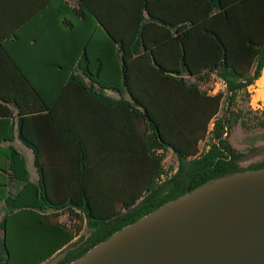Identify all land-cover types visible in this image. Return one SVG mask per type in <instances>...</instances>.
Returning <instances> with one entry per match:
<instances>
[{
	"label": "trees",
	"instance_id": "1",
	"mask_svg": "<svg viewBox=\"0 0 264 264\" xmlns=\"http://www.w3.org/2000/svg\"><path fill=\"white\" fill-rule=\"evenodd\" d=\"M78 10L117 48L118 83L101 77V60L92 70L88 53L66 73L48 57L30 58L25 67L6 49L32 39L0 41V264L10 259L12 216H38L30 234L43 254L34 264L61 252L56 264H69L212 178L264 168V158L239 165L242 154L224 136L230 118L218 117L222 99L233 105L261 76L264 0H78ZM212 75L225 82V95H208L188 81ZM108 92L130 100L110 99ZM98 105L127 106L135 128L116 136L101 132ZM211 122L208 149L200 152ZM101 138L106 147L99 148ZM15 141L31 151L36 182ZM167 151L177 168L159 182ZM65 215L67 223L60 219Z\"/></svg>",
	"mask_w": 264,
	"mask_h": 264
},
{
	"label": "water",
	"instance_id": "2",
	"mask_svg": "<svg viewBox=\"0 0 264 264\" xmlns=\"http://www.w3.org/2000/svg\"><path fill=\"white\" fill-rule=\"evenodd\" d=\"M69 264H264V168L212 178Z\"/></svg>",
	"mask_w": 264,
	"mask_h": 264
},
{
	"label": "rangeland",
	"instance_id": "3",
	"mask_svg": "<svg viewBox=\"0 0 264 264\" xmlns=\"http://www.w3.org/2000/svg\"><path fill=\"white\" fill-rule=\"evenodd\" d=\"M54 27L50 24H46L47 37L49 40L59 43L64 39L63 32H60L57 27ZM79 31V28L75 29L74 32L76 36ZM96 41H100L101 46L97 48H89L90 52L88 53V56L91 61V69L96 70L99 63L98 60H101L103 63L100 72L101 77L108 82L118 83L119 79L117 64L115 63V53L102 40L97 39ZM26 45V41L9 42L6 44L7 51L25 67L28 66V60L30 58L48 57L49 61L58 63L64 68V71L68 73L72 68V62L80 55V53H75L73 51L74 49H70L67 52L60 54L50 53L48 52L49 49L47 48V45H43V42L36 43L35 46L30 48ZM263 77L264 68L261 72V76L248 87L247 95L245 93H240L235 103L231 106L228 104L227 100L222 99L221 109L218 114V117L225 116L226 118H230V123L226 125L227 141L238 153L242 154L239 165L244 168L259 163L264 158ZM188 81L197 82L201 91L208 93V95H212V90L217 86L218 77L212 75L210 77L205 76L203 80L199 82L192 79ZM219 88L220 87H218V89ZM223 95H225V93ZM238 111L242 112L238 118L230 115V112L236 114ZM212 128L213 122L208 126V133L206 134L205 139L199 143V151L203 152L208 149L210 139L212 138ZM13 145L25 157L29 176L31 180L35 182L37 180V173L32 165L33 156L31 151L23 147L17 141H15ZM162 167L166 173L164 180L176 170L177 159L171 151L165 152ZM2 217L3 212L0 210V219ZM60 219L63 223H67L65 218L61 217ZM37 220L38 216L33 212L18 214L9 219L7 226V243L10 250V259L8 264H34L42 256L43 252L38 248L40 246L34 243L31 238L32 235L30 234V230L37 227ZM85 231L86 229L84 228L82 234L85 235ZM78 239L79 237L76 240ZM63 255L64 252L58 253L43 264H56Z\"/></svg>",
	"mask_w": 264,
	"mask_h": 264
},
{
	"label": "crops",
	"instance_id": "4",
	"mask_svg": "<svg viewBox=\"0 0 264 264\" xmlns=\"http://www.w3.org/2000/svg\"><path fill=\"white\" fill-rule=\"evenodd\" d=\"M78 12V0H0V41L17 35L19 38L32 39L31 42L26 41L29 48L43 42L50 53L60 54L74 49L75 53L82 54L89 53V48L100 47L101 42L96 41L100 39L116 54L117 48L110 45L96 22L90 17L79 15ZM64 21H69L72 26L65 25ZM46 24L57 27L63 32L64 39L59 43L49 40ZM78 28L80 31L76 36L74 31ZM107 96L113 100H130L126 94L108 92ZM95 117L97 119L95 127L98 130L108 131L115 136L128 134L136 126L133 114L123 105L110 107L98 105ZM105 142L104 138H101L99 148L104 147ZM157 153L161 154V151ZM161 164L163 166V161Z\"/></svg>",
	"mask_w": 264,
	"mask_h": 264
},
{
	"label": "built area",
	"instance_id": "5",
	"mask_svg": "<svg viewBox=\"0 0 264 264\" xmlns=\"http://www.w3.org/2000/svg\"><path fill=\"white\" fill-rule=\"evenodd\" d=\"M218 87H220V88L218 89ZM225 90H226V84H225V82L221 78L218 77L217 86L212 90V95H216V93L218 94V92L224 93ZM163 181H164V176L161 177V179H160L159 182H163ZM63 218L67 219V215L63 216ZM78 237L79 236H76L74 238V240H76Z\"/></svg>",
	"mask_w": 264,
	"mask_h": 264
},
{
	"label": "flooded vegetation",
	"instance_id": "6",
	"mask_svg": "<svg viewBox=\"0 0 264 264\" xmlns=\"http://www.w3.org/2000/svg\"><path fill=\"white\" fill-rule=\"evenodd\" d=\"M227 135V130L225 131V134H224V136H226Z\"/></svg>",
	"mask_w": 264,
	"mask_h": 264
},
{
	"label": "bare ground",
	"instance_id": "7",
	"mask_svg": "<svg viewBox=\"0 0 264 264\" xmlns=\"http://www.w3.org/2000/svg\"><path fill=\"white\" fill-rule=\"evenodd\" d=\"M263 81H264V77H263V79H262Z\"/></svg>",
	"mask_w": 264,
	"mask_h": 264
}]
</instances>
